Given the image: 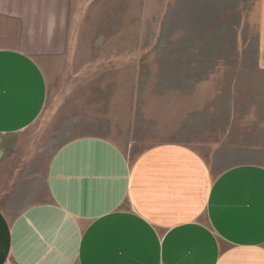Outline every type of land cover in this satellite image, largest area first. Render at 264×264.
<instances>
[{
    "label": "crops",
    "instance_id": "obj_1",
    "mask_svg": "<svg viewBox=\"0 0 264 264\" xmlns=\"http://www.w3.org/2000/svg\"><path fill=\"white\" fill-rule=\"evenodd\" d=\"M91 1L0 0V264H264L263 165L215 172L186 144L129 156L84 136L40 166L22 140L48 102L46 75L24 47L70 30ZM159 2L156 29L180 25L187 36L163 44L164 62L216 77L226 51L238 62L246 53L249 27L264 72V0Z\"/></svg>",
    "mask_w": 264,
    "mask_h": 264
},
{
    "label": "rangeland",
    "instance_id": "obj_2",
    "mask_svg": "<svg viewBox=\"0 0 264 264\" xmlns=\"http://www.w3.org/2000/svg\"><path fill=\"white\" fill-rule=\"evenodd\" d=\"M159 1L92 0L82 15L71 14L70 30L24 47L48 83L46 109L22 139L36 149L40 166L84 136L107 138L129 156L186 144L215 172L264 166V72L253 62L250 28L241 33L247 49L240 62L232 47L222 55L226 70L198 77L203 72H191V63L163 61L170 48L163 44L187 36L180 25L156 29Z\"/></svg>",
    "mask_w": 264,
    "mask_h": 264
}]
</instances>
